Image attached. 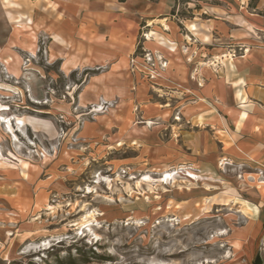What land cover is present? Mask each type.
Returning a JSON list of instances; mask_svg holds the SVG:
<instances>
[{"label":"rangeland","instance_id":"374dc122","mask_svg":"<svg viewBox=\"0 0 264 264\" xmlns=\"http://www.w3.org/2000/svg\"><path fill=\"white\" fill-rule=\"evenodd\" d=\"M216 2L177 0L169 17L208 41L191 25L206 29ZM35 6L0 0V119L14 124L0 120V264H264L252 179L264 173L192 153L180 132L191 129L180 113L191 94L173 73L179 42L166 35L157 47L144 26L117 88L81 95L109 66L64 72L45 34L25 47Z\"/></svg>","mask_w":264,"mask_h":264},{"label":"crops","instance_id":"0c3cea01","mask_svg":"<svg viewBox=\"0 0 264 264\" xmlns=\"http://www.w3.org/2000/svg\"><path fill=\"white\" fill-rule=\"evenodd\" d=\"M38 1L31 25L23 30L30 33L21 42L25 47L31 43L36 46L37 37L45 34L49 37L48 57L59 60L64 72L89 64L109 66L108 72L84 84L81 95L95 96L117 88L116 82L127 76L130 57L144 26V31L157 32V47L165 45L162 38L166 35L179 42L183 49L173 57V73L176 82L191 94L190 101L180 109L191 129L180 132L192 153L208 160L222 155L231 164L247 166L254 176L259 175L256 170L264 173L262 1L252 5L235 0L226 5L227 0H217L208 5L203 10L209 16L204 24L207 28L196 21L191 25L196 31L200 27L208 41L190 29L187 36L180 33L176 20L169 17L172 11L175 14L177 0ZM149 37L148 46L153 47L156 39ZM228 41L233 45H227ZM208 42L207 58H202L197 55L198 43ZM232 47L240 48V53L231 55ZM252 179L259 190V200L253 203L258 208L255 218L264 223V180Z\"/></svg>","mask_w":264,"mask_h":264},{"label":"bare ground","instance_id":"6f19581e","mask_svg":"<svg viewBox=\"0 0 264 264\" xmlns=\"http://www.w3.org/2000/svg\"><path fill=\"white\" fill-rule=\"evenodd\" d=\"M20 21V20H19ZM1 106V105H0ZM4 109H6L5 107L4 108H0V110H4ZM0 120H2V122H7L8 123V127H9V129L11 130V131H13V128H14V124L11 122V119H6L5 117H3V118H1ZM13 134H14V132H13ZM14 137H15V139L17 138V135L16 134H14ZM191 174V173H190ZM173 175H174V173H173ZM194 177V176H193ZM165 178L166 179H168V178H172V173H167L166 174V176H165ZM85 222H90L89 220H85ZM47 244V242L45 241L44 243H43V245H46Z\"/></svg>","mask_w":264,"mask_h":264},{"label":"built area","instance_id":"2783aa9c","mask_svg":"<svg viewBox=\"0 0 264 264\" xmlns=\"http://www.w3.org/2000/svg\"><path fill=\"white\" fill-rule=\"evenodd\" d=\"M235 55V54H234Z\"/></svg>","mask_w":264,"mask_h":264}]
</instances>
